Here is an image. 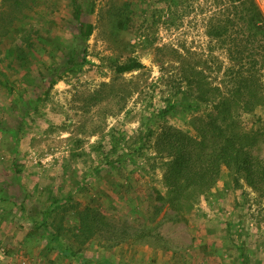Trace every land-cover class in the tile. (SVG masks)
I'll use <instances>...</instances> for the list:
<instances>
[{
  "label": "rangeland",
  "instance_id": "obj_1",
  "mask_svg": "<svg viewBox=\"0 0 264 264\" xmlns=\"http://www.w3.org/2000/svg\"><path fill=\"white\" fill-rule=\"evenodd\" d=\"M240 10L0 0V264H264V33ZM130 59L143 67L114 71ZM170 135L195 167L230 138L258 176L223 167L175 201Z\"/></svg>",
  "mask_w": 264,
  "mask_h": 264
},
{
  "label": "trees",
  "instance_id": "obj_2",
  "mask_svg": "<svg viewBox=\"0 0 264 264\" xmlns=\"http://www.w3.org/2000/svg\"><path fill=\"white\" fill-rule=\"evenodd\" d=\"M232 2L242 6V10L236 11V13L234 14V18L235 21H240L241 24L245 26V29L248 30L247 32L250 37H253L258 33H264V19L253 0H232ZM77 13H79V11ZM228 23L231 25L230 21H228ZM232 30L234 29L230 28V33ZM92 31V26L87 25L84 37H88L89 35H91ZM227 31L228 30L226 26H221L217 27L216 31H213L210 34L214 36H222L224 33H227ZM231 42L233 43L232 46L234 47V49H236V53H240L239 51H237V48H239V42L241 41L234 39L231 40ZM15 50L17 51L15 59L16 61H19L15 63L19 65L25 59L24 52L20 48H16ZM142 67L143 66L139 61L130 59L124 64H117L114 68V71L116 73L123 74L138 70ZM2 83L3 81L1 82V84ZM178 105H180L178 100L172 102L167 106V108L163 109L160 112L159 116L163 118L167 114L171 113L175 109V106ZM176 135V137L180 139V134L178 132H176ZM164 141L169 142V145L167 146L169 153H167V155L172 158L166 164V172L164 178L166 181V185L170 188V190L174 194L173 196L176 198L175 201H178L179 197L187 198L189 195L188 192L191 190L196 192L201 189H209L215 183L220 170L223 167L226 169H235L236 172H239L241 170L245 171L247 176L250 177L249 180H251L252 182L253 177L258 176L255 174L257 170L251 168V166H253L251 158H249V156L245 152H243L241 148L242 146L239 145V147L235 148L233 146L234 141L230 140V138H228L221 144L219 143L217 149L209 155V158L206 161L202 162V165L200 167H195L193 162V166L189 165L183 151H181L177 146V144L179 143L175 141L173 136H168ZM261 179L264 182V167L262 170ZM253 186L254 188H256L255 184H253ZM164 199L165 198H163V201ZM57 238V235L53 236L54 241H57ZM52 247L63 255L67 253L72 254L70 250H63L56 244H53Z\"/></svg>",
  "mask_w": 264,
  "mask_h": 264
}]
</instances>
